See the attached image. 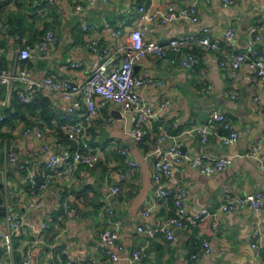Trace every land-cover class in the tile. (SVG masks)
<instances>
[{"label": "crops", "instance_id": "obj_1", "mask_svg": "<svg viewBox=\"0 0 264 264\" xmlns=\"http://www.w3.org/2000/svg\"><path fill=\"white\" fill-rule=\"evenodd\" d=\"M146 1L150 3L149 0H96L76 12L75 0H55L54 3L0 0V19L7 23L0 30V69L14 64L19 48L29 44L33 57L26 64L35 78L57 75L84 79L98 57L87 46L89 35L83 31L82 23H92L106 39L104 21L125 19L129 31L137 18L138 6ZM194 1L153 0V3L155 7L176 9ZM197 7V22L178 20L159 24L153 38L167 41L183 33L202 35L207 29L225 50L229 47L223 32L233 26L235 50L249 53L257 35L260 40L255 45L264 49V0H237L233 6H225L221 0H198ZM50 29L57 39L49 54H44L38 45ZM195 53L194 71L172 64L169 58L152 55L140 62L135 68L138 76L162 81L140 89L158 110V116L146 125L147 135L143 141H137L131 134L134 125L131 112L122 113L118 118L114 113L119 111V105L111 103L102 107L90 129L91 144L101 153V160L95 167L81 166L64 171L46 191L45 202L40 207L29 205L30 183L26 176L30 174L41 180L48 171L50 155L65 147H74L64 127L76 121L78 114L67 113V102L55 91L37 90L29 106L19 101L14 91L9 98L7 87L0 83V116L4 117L0 121V192L5 194L3 203L8 205L9 211L25 220L22 229L13 235L14 261L7 257L3 264L23 263L33 237L30 223L41 222L47 223L45 242L34 248L29 264H67L69 258L64 249L75 259L73 264H132L127 257L133 247L146 245L147 240L138 227L159 225L173 213L171 199L160 202L147 215L142 212L156 196L154 159L150 152L163 131V123L175 118L180 125L169 131L179 135L184 153L232 158L228 167L213 175L190 167L175 173L172 185L188 190L186 205L190 212L205 207L215 211L229 193H264V171L260 162L246 156L255 143H260V159L264 161V82L253 81L252 72L245 64L239 70L237 96L233 98L228 71L220 65L222 54L201 47H196ZM73 62L79 66L72 67ZM15 86L22 83L17 82ZM165 100H168L167 105L161 107ZM44 110H48L49 118L55 119L56 124L44 137L47 147L36 152L43 140L34 133L25 134V129L35 120H49L43 117ZM214 110L224 112L239 130L237 143L226 144L221 137L224 132L218 125V134L206 142L187 132L190 127L206 121ZM122 148H127L138 166L133 167L126 161ZM10 152L16 154V161L9 159ZM114 184L120 186L118 194L112 193ZM65 200L76 209L71 217L66 215ZM115 222L121 225L124 245L119 260L107 259L106 246L100 237V233ZM214 223H217L216 229ZM8 228L5 216H0V229ZM256 231H260L259 241L264 247V209L256 211L247 207L235 213L220 212L207 216L196 226L176 229L174 240L157 235L147 244V256L140 264H186L192 252L199 253V264H264V259L248 241ZM204 241L210 243L209 252L205 251Z\"/></svg>", "mask_w": 264, "mask_h": 264}, {"label": "built area", "instance_id": "obj_2", "mask_svg": "<svg viewBox=\"0 0 264 264\" xmlns=\"http://www.w3.org/2000/svg\"><path fill=\"white\" fill-rule=\"evenodd\" d=\"M54 3L55 0H47ZM96 0H75L74 10L81 12L85 9V4H92ZM108 2L109 0H104ZM132 2L133 0H128ZM138 6L137 18L131 29L127 30L125 19L117 22L104 21L103 30L108 38H103L97 32V27L89 22L82 23V29L89 35L87 40L88 48L97 55L98 61L84 79L63 78L57 75H49L35 78L29 66L26 64L33 57V48L29 44L21 46L17 52V60L14 64L0 70V83L8 89L10 98L14 91L22 103H30L37 90L48 89L59 93L67 102V113L78 114V119L66 124L64 131L67 137L74 143V147H65L63 150L52 153L48 159V171L45 172L41 180H36L28 174L26 179L30 183L29 205L40 207L45 202L46 191L55 183L64 171L77 169L81 166L95 167L102 156L91 144L90 129L96 123L100 109L111 103L120 106L122 113L131 112L133 114L134 125L131 130L132 136L137 141H143L147 135L146 125L151 123L157 116L158 110L141 94L140 89L144 86L161 84L160 79L154 77H141L135 73L136 66L148 55L160 58H169L172 64H177L187 70H195L197 55L196 47L216 51L222 54L220 65L227 69L231 79V96H237V79L239 70L247 64L252 72L253 81L264 82V49H259L255 44L260 40L257 35L253 41V48L249 53L235 50L236 31L233 26H229L223 32V38L229 49H223L219 39L212 37L207 29L202 35L195 33H183L171 37L167 41L153 38V34L159 24L172 21L184 20L195 23L199 20L197 1L191 4L176 8L164 9L155 7L153 0H149ZM225 6L237 4V0H221ZM7 23L0 19V30L4 29ZM255 31L257 29H254ZM57 39L53 29L47 31L43 40L39 43L38 49L44 54H49L52 43ZM24 62L22 65L21 62ZM20 62V64H19ZM77 62L72 63V67H78ZM19 82L22 86L16 87ZM168 100L163 101L160 106L167 105ZM4 117L0 116V121ZM56 124L55 119L35 120L31 126L25 129V134L34 133L36 137L43 140L40 149L47 147L44 137L47 131L52 130ZM179 119L175 118L171 122L163 123L161 134L158 137L156 146L150 152L154 159L153 182L156 185L155 199L143 210L147 215L160 202L171 199L173 203V213L161 224L154 226L138 227L139 231L147 236L146 245H135L128 255V260L132 264H140L147 256V244L157 235H164L169 240L176 238V229H185L189 226H196L207 216L217 215L220 212L235 213L241 209L251 207L256 211L264 209V193L262 191L250 192L245 195L227 194L224 202L215 210L201 208L195 212H190L186 205L188 190L183 186L175 187L172 180L175 173L185 167H190L206 175H213L224 170L232 163V158L215 157L211 155L191 156L183 152V143L179 140V135L171 133L169 128L177 129ZM217 125L224 132L221 137L228 145H233L239 140V130L227 118V115L219 110H214L206 121L190 127L187 132L196 135L203 142L208 141L212 136L218 134ZM170 143L165 144L166 141ZM261 144L255 143L246 156L260 162V167L264 171V161L260 159ZM121 153L126 161L133 167L138 166V162L133 160L127 148H122ZM11 161H16L14 152L8 153ZM120 186L114 184L112 193L118 194ZM2 193L4 200L5 194ZM8 206V205H7ZM65 212L68 217L76 213L68 200L63 202ZM9 208V207H8ZM9 228L6 231L0 229V264L9 257L14 261L13 235L22 229L25 220L16 212H8L5 216ZM31 224L32 241L28 245L22 264H29L33 250L39 244L45 242L44 233L47 223L41 222L38 225ZM217 228V223L213 224ZM121 225L115 222L114 225L105 228L100 237L105 244V255L107 259L119 260L124 252V245L121 242ZM260 231H256L252 239H248L255 248L257 254L264 259V247L259 241ZM254 238V239H253ZM205 251H210L209 241H204ZM68 255L67 264H73L75 259ZM57 264V263H54ZM186 264H199V253L192 252Z\"/></svg>", "mask_w": 264, "mask_h": 264}, {"label": "water", "instance_id": "obj_3", "mask_svg": "<svg viewBox=\"0 0 264 264\" xmlns=\"http://www.w3.org/2000/svg\"><path fill=\"white\" fill-rule=\"evenodd\" d=\"M119 111L114 113L116 117L120 118L121 112H120V107H118ZM4 197L2 195V193H0V216H6L9 212V209L6 205H4Z\"/></svg>", "mask_w": 264, "mask_h": 264}, {"label": "trees", "instance_id": "obj_4", "mask_svg": "<svg viewBox=\"0 0 264 264\" xmlns=\"http://www.w3.org/2000/svg\"><path fill=\"white\" fill-rule=\"evenodd\" d=\"M24 64V63H23ZM1 70V69H0ZM29 106H32V103H28ZM43 117L45 119H50L51 117L49 116L48 110H44L43 112ZM50 117V118H49Z\"/></svg>", "mask_w": 264, "mask_h": 264}]
</instances>
